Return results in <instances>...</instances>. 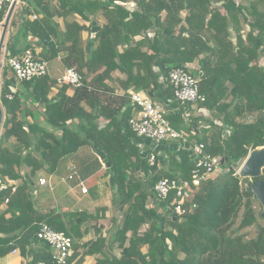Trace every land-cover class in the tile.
Wrapping results in <instances>:
<instances>
[{"label": "trees", "instance_id": "obj_1", "mask_svg": "<svg viewBox=\"0 0 264 264\" xmlns=\"http://www.w3.org/2000/svg\"><path fill=\"white\" fill-rule=\"evenodd\" d=\"M19 1L11 25L18 23L24 50L45 62L60 56L83 86L49 76L17 82L7 63L2 68L18 90L1 92L0 176L17 186L4 207L0 200V259L17 250L23 264H56L36 237L44 223L72 239L69 264L86 257L94 264H264V227L251 182L235 175L248 152L264 145V0ZM6 14L4 8L0 24ZM175 68L198 79L204 103L175 99L168 82ZM117 91L121 98L110 97ZM131 92L162 105L170 125L195 137L205 155L226 160L224 171L184 204L182 216L172 214L174 191L151 205L148 198L161 179L190 181V154L167 152L165 163L148 164L129 126L139 111ZM85 146L103 157L110 176L119 212L110 232L98 225L105 206L93 213L42 212L32 194L38 172L54 174L62 159ZM257 180L264 181V170ZM252 226L257 233L248 238L242 231Z\"/></svg>", "mask_w": 264, "mask_h": 264}, {"label": "built area", "instance_id": "obj_2", "mask_svg": "<svg viewBox=\"0 0 264 264\" xmlns=\"http://www.w3.org/2000/svg\"><path fill=\"white\" fill-rule=\"evenodd\" d=\"M15 2L18 4L19 0H0V12L7 8L8 13ZM2 24H0V30ZM7 65L17 82H28L48 76L47 62L36 59L30 50H24L21 54L10 56L7 59ZM56 81L58 84L67 85L74 89L83 86L82 78L75 68H65ZM168 82L174 90L175 99L181 104L195 105L205 102V97L199 92L198 79L184 68L171 70L168 73ZM87 89L92 90L90 87ZM11 93L14 92L11 91ZM6 98L10 100L12 95L8 94ZM130 101L139 108V111L134 118L129 120V126L136 137L149 143L147 146L149 150L143 145L139 147L141 155H147V161L150 166L155 165L158 160L156 148L163 143H174L176 153L180 149H187L190 154L192 164L190 181L180 182L161 179L153 187L154 196L157 200L166 199L169 193L174 191L176 200L172 203V214L178 217L182 216L185 213L184 204L192 201L193 195L200 184L224 171L223 159L205 155L204 146L201 143L194 142L190 145L188 134L175 130L166 119L164 107L151 100L144 92H131ZM198 113L202 117L208 116V112L205 109H199ZM67 170L69 171L67 181H76L75 183L80 189V193L87 195L88 189L85 181L76 177L74 167L69 165ZM237 174L238 171H236L235 175L237 176ZM38 184L42 187H48L50 191L53 190L47 179L40 178ZM16 186V181L4 179L0 176L1 207L8 203V195L15 192ZM192 207H194L193 204ZM36 237L50 247L52 258L56 264H69L68 260L73 253L71 238L64 233L53 231L44 223L39 224ZM15 253L18 254V251L12 252V254ZM37 264L44 263L39 262Z\"/></svg>", "mask_w": 264, "mask_h": 264}, {"label": "crops", "instance_id": "obj_3", "mask_svg": "<svg viewBox=\"0 0 264 264\" xmlns=\"http://www.w3.org/2000/svg\"><path fill=\"white\" fill-rule=\"evenodd\" d=\"M20 2V1H19ZM19 3L17 6H15L8 26L7 30L0 48V114L3 119V108L1 104V92L2 89L8 88L10 91L16 92L18 90V85H10L9 83L6 82V78H10V76H6L4 78L2 76V68H3V63L6 65L7 63V57L13 56V55H18L21 54L24 49H25V37L24 35L17 34V29H18V23L15 26L11 25V21L13 18L14 13L17 12ZM129 6H132L130 4ZM86 26L89 25L88 22H84ZM12 33V34H11ZM2 31L0 32V37H1ZM13 35L14 38L12 40H9V37ZM16 35V36H15ZM29 39V38H28ZM45 48V47H44ZM41 49V48H40ZM36 52H39V50H36ZM57 61L62 65L60 61V56L56 58ZM63 68L59 71L54 67V69H51L52 73L54 75L48 76L52 79H57L53 78L57 76L56 74H60L63 72L65 69L64 66ZM193 68H196V66H192ZM58 74V75H59ZM122 92L117 91L115 94H111L110 97H116V98H121L122 97ZM184 117V121H186V116ZM2 124V121H1ZM1 128V125H0ZM197 130H195V134H197ZM192 138V143L196 142V138L189 136L188 135V140ZM136 142L140 145H143L147 147L149 145L148 142L137 138ZM88 147V146H85ZM84 148V147H82ZM80 148L77 152L73 153L72 155H69L68 157L62 159L57 167V170L54 174L48 176L44 172L40 171L36 174L35 178L33 179L34 181V186L32 189V194L34 199L36 200L38 208L42 211L45 212L47 210L49 211H56V212H64V211H87L89 213H93L94 209L96 207H101L105 206L107 207V212L105 213L104 219L99 221V224H102L104 226V231H111V219L112 217H115V214L113 213V210L115 206L112 205V199H113V191L109 186L110 182V176L106 175L104 164H103V157L99 156L97 152H95L92 148L88 147L95 156L99 158L101 161L100 163V177H95L93 180L88 178L89 185L87 186L85 182V185L88 189V194L87 195H82L80 193V189L77 187L75 182H69L66 183L63 179L62 176H64L65 170L68 168L69 165H71L72 162L77 161V155L80 154V151L82 150ZM176 147L174 143H169L168 145H161L157 146L156 151L158 155V159L161 163H165L167 160V152H176L175 151ZM40 178L47 179L49 180L50 184L53 187V190L50 191L48 187H42L39 186L38 180ZM86 180V179H85ZM17 183V182H16ZM94 187V193H91L92 188ZM153 201V200H152ZM152 203V202H151ZM151 203H148V205H151ZM117 217L119 214H116ZM89 238L90 235H89ZM93 261L95 262L94 257H86L84 260L83 264H92ZM24 260L21 259V257L15 253V254H10L4 259H0V264H23Z\"/></svg>", "mask_w": 264, "mask_h": 264}, {"label": "rangeland", "instance_id": "obj_4", "mask_svg": "<svg viewBox=\"0 0 264 264\" xmlns=\"http://www.w3.org/2000/svg\"><path fill=\"white\" fill-rule=\"evenodd\" d=\"M1 31H2V27H1L0 32ZM4 63H3L2 66L5 68V64ZM62 66L63 65H61L59 63V61H57L56 59H53L51 61H48L47 62V69H48L49 76L52 77V75H54L52 73L51 69H54V67H55L57 69V71L58 70L60 71L63 68ZM58 74H56L57 76H55L53 78L59 77L60 74L59 75ZM8 75L10 76V78L13 77L12 74H11V72H9V71H8ZM188 141H189V144L190 145L193 144L192 143V138H190ZM100 163H101V161L99 160V158L97 156H95L94 153L88 147H84L80 151V154L77 155V161L72 162L71 165L75 169L76 177H78L79 179L87 182L86 185L88 186L89 185V182L87 180L88 178L90 179V177H91V180H93L95 177H100L101 176L100 175V173H101V171H100L101 170L100 169ZM235 171H238V169H235ZM68 175H69V171L66 169L65 172H64V176H62V179L66 183H69L70 182V181H67ZM72 182H76V181H72ZM243 188H247V186L244 185ZM152 200L153 201H157V199L155 197H153V198L150 197V198H148V203H151ZM254 209H255L256 213H260V211H261L260 206H259V204L257 202L254 204ZM113 213L115 214L116 217H117L116 214H119V212L117 211V208L116 207L114 208ZM258 223L261 226L264 227V219L258 220ZM242 232H247L248 238H253V237L256 236L257 228H256V226H252L251 228H249L247 230H244ZM92 264H94V261H93Z\"/></svg>", "mask_w": 264, "mask_h": 264}, {"label": "water", "instance_id": "obj_5", "mask_svg": "<svg viewBox=\"0 0 264 264\" xmlns=\"http://www.w3.org/2000/svg\"><path fill=\"white\" fill-rule=\"evenodd\" d=\"M17 3L15 2L9 9L5 20L2 24V34L0 37V48L7 30V26L11 17V14L15 8ZM44 45L41 46V49H44ZM201 76V74L199 75ZM2 121V116L0 114V125ZM103 159V158H102ZM226 161V160H225ZM225 161L223 160L222 163L224 164ZM264 170V145L261 147H257L255 149H252L248 152L247 157L241 164L238 170L237 177L240 181L249 180L250 183V193L255 198V201L260 206V217L261 219H264V181L257 180L253 181L255 179H258L262 177ZM122 209H120L121 211Z\"/></svg>", "mask_w": 264, "mask_h": 264}]
</instances>
